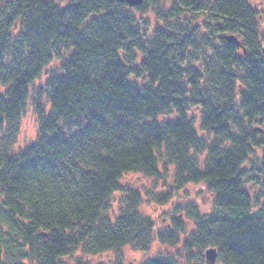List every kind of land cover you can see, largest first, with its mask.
<instances>
[{
	"label": "trees",
	"instance_id": "trees-1",
	"mask_svg": "<svg viewBox=\"0 0 264 264\" xmlns=\"http://www.w3.org/2000/svg\"><path fill=\"white\" fill-rule=\"evenodd\" d=\"M260 20L249 0H0V264H87L76 255L156 240L182 252L145 264H205L209 249L221 264H264ZM29 97L37 141L14 152ZM171 170L152 202L188 185L212 196L209 213L187 209L196 230L184 241L183 223L156 232L142 191L122 184Z\"/></svg>",
	"mask_w": 264,
	"mask_h": 264
},
{
	"label": "rangeland",
	"instance_id": "rangeland-1",
	"mask_svg": "<svg viewBox=\"0 0 264 264\" xmlns=\"http://www.w3.org/2000/svg\"><path fill=\"white\" fill-rule=\"evenodd\" d=\"M59 1V0H58ZM250 3L255 6L260 14L261 21V32L264 34V0H249ZM141 19V16H138ZM144 21H148L150 24L148 34L149 37L152 36L153 31L158 27V18L155 14L149 13L144 18ZM60 62L57 61L50 65L43 74L42 78L35 82L30 88V96L32 98V93L34 88L38 86H43L44 82L48 79L47 73L58 69ZM137 85H142L143 82H134ZM31 99L27 104V111L21 122V130L14 146V152L24 151L29 146L33 145L37 141L39 124L38 118L31 106ZM49 106H47V111H49ZM192 117L199 119L200 114L198 111H192L190 113ZM172 116L165 117L162 120H172ZM173 170L169 171V176L165 180L155 181L143 177H138L134 174L125 175L122 179L123 185L131 186L134 189L140 190L143 193V203L140 206V212L149 217L155 224L156 232H163L167 229H171L175 224V221H180L185 226L186 232L181 234V241H184L187 236L196 230L194 222L189 219L187 215V209L191 205H196L200 209L202 214H207L211 211L213 202L212 196L207 191L204 185H188L182 191H180L177 196H175L168 204L158 205L152 202L149 197L146 196V191H153L154 193L163 192L166 189V185L172 183ZM123 198L121 194H115L113 197V208L111 210L112 218H115L120 213V202ZM168 248V249H167ZM161 244L156 240L148 252L136 251L132 246L125 247L121 254L116 253H104L98 256L84 257L80 253L76 255V260H83L87 264H145L148 260L158 256L160 253H169L171 255H179L182 252V248L175 247L170 248L168 246ZM65 264H76L75 262L65 260ZM207 264V260L206 263ZM216 264H221L218 260Z\"/></svg>",
	"mask_w": 264,
	"mask_h": 264
},
{
	"label": "water",
	"instance_id": "water-1",
	"mask_svg": "<svg viewBox=\"0 0 264 264\" xmlns=\"http://www.w3.org/2000/svg\"><path fill=\"white\" fill-rule=\"evenodd\" d=\"M116 1H118L120 3H126L130 7H137V6L141 5L144 0H116ZM228 42L239 44L235 37H229ZM205 256H206L207 264H216L217 263L218 253H217L216 249H209L206 252Z\"/></svg>",
	"mask_w": 264,
	"mask_h": 264
}]
</instances>
